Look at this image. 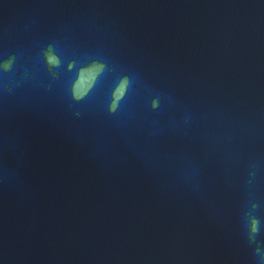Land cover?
I'll use <instances>...</instances> for the list:
<instances>
[{"label":"water","instance_id":"1","mask_svg":"<svg viewBox=\"0 0 264 264\" xmlns=\"http://www.w3.org/2000/svg\"><path fill=\"white\" fill-rule=\"evenodd\" d=\"M0 264H264V0H0Z\"/></svg>","mask_w":264,"mask_h":264}]
</instances>
